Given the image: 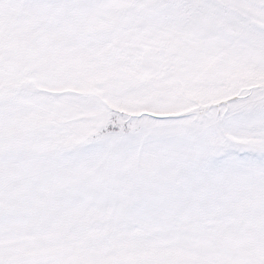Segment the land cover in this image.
Returning <instances> with one entry per match:
<instances>
[{
    "label": "snow or ice",
    "instance_id": "1",
    "mask_svg": "<svg viewBox=\"0 0 264 264\" xmlns=\"http://www.w3.org/2000/svg\"><path fill=\"white\" fill-rule=\"evenodd\" d=\"M0 264H264V0H0Z\"/></svg>",
    "mask_w": 264,
    "mask_h": 264
}]
</instances>
